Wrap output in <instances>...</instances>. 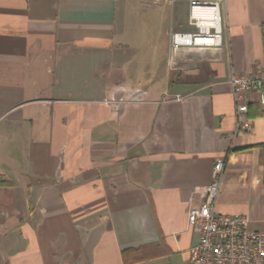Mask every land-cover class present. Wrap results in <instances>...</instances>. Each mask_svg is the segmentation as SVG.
I'll use <instances>...</instances> for the list:
<instances>
[{
  "label": "crops",
  "instance_id": "1",
  "mask_svg": "<svg viewBox=\"0 0 264 264\" xmlns=\"http://www.w3.org/2000/svg\"><path fill=\"white\" fill-rule=\"evenodd\" d=\"M187 2L0 0V264H188L217 160L216 212L264 234V106L239 130L227 82L264 67V0L170 54Z\"/></svg>",
  "mask_w": 264,
  "mask_h": 264
},
{
  "label": "built area",
  "instance_id": "2",
  "mask_svg": "<svg viewBox=\"0 0 264 264\" xmlns=\"http://www.w3.org/2000/svg\"><path fill=\"white\" fill-rule=\"evenodd\" d=\"M168 6L174 0H163ZM225 0H188V31L169 35V53L187 49H219L223 45L222 5ZM173 59L172 57H170ZM235 108L237 128L248 131L249 122H241L247 113L249 95L264 106V67L251 74H231L227 80ZM140 96V93H139ZM139 97L137 100H140ZM181 96L175 95L179 101ZM105 104L112 101L104 100ZM224 173V163L217 160L211 170L210 184L203 200L189 210L187 223L197 232V242L189 249L188 264H264V234L250 230L247 219L239 214H220L215 210Z\"/></svg>",
  "mask_w": 264,
  "mask_h": 264
},
{
  "label": "rangeland",
  "instance_id": "3",
  "mask_svg": "<svg viewBox=\"0 0 264 264\" xmlns=\"http://www.w3.org/2000/svg\"><path fill=\"white\" fill-rule=\"evenodd\" d=\"M155 3V2H154ZM158 5V4H156ZM162 43H164V40L162 41ZM153 41L152 40H146L142 46V52L146 53V57L150 59V61L154 62V61H158L160 59V55L163 52L162 50H159V48H157L156 50L152 49L151 53H147L149 52L148 50L150 49V46L153 45ZM149 47V48H148ZM153 48V46L151 47ZM143 54V53H142ZM152 62V63H153ZM155 62V63H156Z\"/></svg>",
  "mask_w": 264,
  "mask_h": 264
}]
</instances>
